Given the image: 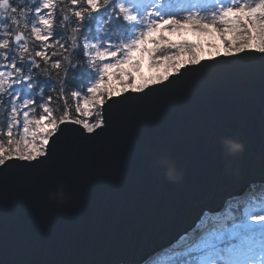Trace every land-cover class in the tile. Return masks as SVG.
<instances>
[{"label":"water","instance_id":"obj_1","mask_svg":"<svg viewBox=\"0 0 264 264\" xmlns=\"http://www.w3.org/2000/svg\"><path fill=\"white\" fill-rule=\"evenodd\" d=\"M231 62L182 69L180 85L118 111L101 137L68 138L43 168L0 175V264H141L264 182V61ZM224 139L245 150L228 155ZM61 185L63 206L49 199Z\"/></svg>","mask_w":264,"mask_h":264},{"label":"snow or ice","instance_id":"obj_2","mask_svg":"<svg viewBox=\"0 0 264 264\" xmlns=\"http://www.w3.org/2000/svg\"><path fill=\"white\" fill-rule=\"evenodd\" d=\"M71 2L75 5L77 0ZM85 2L87 5L85 11L90 9L91 12H99L109 5V0H103V4L100 0ZM112 2L117 4L119 12L123 14V21L141 27L134 28L136 34L126 43L121 42L118 45L109 43L103 49L98 43L89 44L86 36L83 37L84 43H79L75 33L81 32V28L75 25L71 40L62 42L61 36L54 32L56 5L53 0H39L37 6L30 10L31 34L37 41L46 42V47L58 45L64 52H68L71 47L73 53L79 52V55L92 65L97 61L103 63L99 80L87 88L91 99L84 100L85 108L92 103L97 111L92 121L72 119L67 111L57 120L53 118L51 109L43 102L40 103V107L47 115H41L39 119H29L28 111H23L22 138L12 139L13 124H9L8 147L0 143V175L13 170L35 172L43 168L58 155L68 138L84 143L101 137L109 132L113 116L118 111L131 109L141 101L148 100L151 92L161 91L156 88L158 85L163 89H172L180 85L185 76L182 69L187 68L192 73L200 74L205 60L229 66L235 64L231 62L232 60L252 52L260 54L264 61V0H223V3L216 0L218 7L215 11L211 8L203 14L199 10L192 11L182 20L171 16L166 19L161 11L155 8L145 12L141 17L139 15L141 4L132 3L129 6L117 0ZM32 3H37V0H32ZM9 13H18V8L12 5L10 0H0V27H9V24L5 23L6 20L10 21L11 25L18 23L16 16L9 17ZM74 16L79 25L85 23L84 11L77 10ZM155 17H159V22ZM62 19L66 21L68 17L64 16ZM168 25L171 27H167ZM186 25H191L193 31L203 34H209V28H214L220 45L210 43L206 47L211 51H206V47L199 43L188 41L173 43L164 36L147 39L158 27H163L164 31L179 32ZM22 39L23 36L17 34L13 43L19 44ZM147 44H151L152 47H144ZM9 45L8 39L0 41V49H9ZM20 48L22 53L28 51L23 45ZM137 52L148 57L149 67L158 70L156 74L145 78L137 76L134 72L123 71L125 65H131L133 69L140 68L141 61H134ZM2 55L8 59L7 52ZM52 55H56L55 51ZM35 57L46 63L51 62L54 69L59 70L62 66L60 59L51 60L46 51H35ZM68 58L67 55L63 56L64 60ZM9 66L11 71L7 73L0 70V93L10 90L9 103L15 104L19 101L23 109H29L36 101L27 95L21 99L17 87L32 88L35 83L34 74L17 67L14 59L10 60L8 65H0V68ZM26 67L29 70L33 67L40 69L41 65L38 61L32 60ZM112 70H119L118 74H113ZM112 79H116L120 86H105ZM78 95L80 93L72 92L73 97ZM48 99L50 101L51 97ZM0 103L3 101L0 100ZM10 111L13 120L19 125V121L16 120L17 108L12 107ZM76 111L79 113L81 109L77 107ZM85 115L91 114L85 112ZM76 125L80 127H74ZM182 255L184 259L177 261L176 264H264V204L259 207L248 206L242 215L229 216L226 220L217 221L215 227L196 235Z\"/></svg>","mask_w":264,"mask_h":264},{"label":"trees","instance_id":"obj_3","mask_svg":"<svg viewBox=\"0 0 264 264\" xmlns=\"http://www.w3.org/2000/svg\"><path fill=\"white\" fill-rule=\"evenodd\" d=\"M10 3L18 8V13H21V15H18V13H9V17H12L13 15L16 16L18 23L16 25H11L10 21L6 20L5 23H8L9 27H2V29L0 27V41L5 38L10 41L9 49H0V65H8L9 61L14 59L17 67H22L25 72L31 71L34 74L35 83L32 88L25 89V86L17 87V91L20 92L21 99L27 95L36 101V104L31 105L28 109L29 116L33 119L39 118L40 111L42 109L40 107V103L43 102L51 109L53 118L57 120L63 116L65 111H67L69 116L73 119H81L76 112L72 92L83 87L86 80L91 77L90 74L92 73V69L87 66L84 58L79 55V52H72L71 47H69L68 52H64L58 45H55V47H46L45 51L47 55L51 56V60H61L62 66L59 70L52 68L51 62L46 63L44 60L35 57V51L40 49V45L33 39L29 26L31 21L30 10L34 3H32L31 0H10ZM80 3L83 5L82 2ZM101 4H103V0H101ZM55 5L54 32L55 34L61 36L62 42L71 40L73 37L74 25L81 28V32L75 33L79 43H81L80 39L81 36L84 35V32L85 35H91L93 33L92 23L94 14L89 11V9L85 11V9H82L79 5L80 11L85 12V23L83 25H79L77 18L74 16L75 11L70 9L67 0H55ZM64 16L68 17L66 21L62 19ZM8 33H11V35H6ZM17 34H21L23 36L22 45L27 47V52L22 53L18 44L13 43L14 36ZM54 39L55 36L53 37V41ZM53 51H55L56 55H52ZM4 52H8V59H5L2 55ZM65 55L69 57L68 60L63 59V56ZM32 60H36L40 63V69H35V67H33L29 70L26 67V65ZM9 91L10 90H5L0 93V100L3 101V103H0V143H3L5 147H8L7 141L9 137L7 135H3V131L8 127V118L12 115L10 111L11 104L9 101L11 100V96L8 94ZM49 97H51L50 101L48 99ZM96 111L97 109L94 108L87 120L92 121V119L95 118ZM14 131L15 127L13 126L12 139H16V133H14ZM258 188H261V190L264 191V185ZM240 200H250L253 203L256 200L259 201L260 199L259 197L252 199L251 197L248 198L244 196V198L240 197Z\"/></svg>","mask_w":264,"mask_h":264},{"label":"rangeland","instance_id":"obj_4","mask_svg":"<svg viewBox=\"0 0 264 264\" xmlns=\"http://www.w3.org/2000/svg\"><path fill=\"white\" fill-rule=\"evenodd\" d=\"M118 2H123L129 6L132 3L141 4L142 8H141V11L139 12V15L141 17L144 16L145 12L152 11L155 8V9L160 10L162 15H164L166 19L169 16H171V17H175V18L181 19V20L189 12L199 10L203 14V13H206L209 8H211L213 11H215L218 7L216 0H118ZM221 3H223V0H221ZM152 18L153 17H148V19H152ZM155 19H157V21L159 22V17H155ZM140 27H141V25H135V26L130 25L128 35L124 39V42L126 43L130 37H132L136 34V32L134 31V28L139 29ZM167 27L170 28L171 26L168 25ZM159 36H164L166 39H168L169 41H171L173 43L188 41L191 43H199L201 45H204L205 47L210 43L216 44L217 46L220 45L219 37L217 36L215 29L211 28V27L209 28V34L197 33V32L192 30L191 25L184 26L179 32L164 31L163 27H158L152 33L151 36L147 37V39L151 40V39L159 37ZM228 38L230 39L231 37H228ZM93 43H96V42H93ZM89 44H91V43H89ZM114 45H118V43L115 42ZM104 47H105L104 45H100L101 49H103ZM144 47L151 48L152 45L147 44V45H144ZM206 51H211V50L207 49V47H206ZM135 60L141 61L139 69H133L131 65H125V66H123V71L134 72L137 76H143L145 78L156 74V72L158 71L157 69H153V68L149 67L150 61H149L148 57L146 55L142 56V54L140 52L136 53V55L134 57V61ZM102 67H103V63H99V68L96 71V75L93 78L92 82H90V84L87 86V88L89 86L96 84V82L99 80L100 69ZM118 71L119 70H112V73L118 74ZM105 79L107 80L108 78L105 77ZM105 86L119 87L120 84L116 79H112ZM87 88H86L84 93H80V95L76 96V106L81 109V111L78 113L80 117H88V115H85V112L90 113L89 112L90 108L94 107V105L92 103H90L88 105V107L85 108L84 100L86 98L91 99L90 94L87 93ZM15 104L16 105H13L12 107L17 108L18 116L16 117V120H19V125L14 123L13 126H15L16 130H17V132L14 131V133H16V139H20L23 136L22 125L24 122V117L22 115L23 112L21 113V111H20L21 110V108H19L20 106H18V104H20V102L17 101ZM41 115H47V114L43 113V109H41V111H40V116ZM9 118H10L11 122H10ZM9 118H8V125L13 124V122H15V121L13 120L12 115ZM28 118L32 119V120H36L30 116H28ZM37 119H39V118H37ZM92 120H94V119H92ZM44 123H46V121ZM30 127H33V126L30 125ZM7 128L3 131V135H7ZM262 185H264V183ZM241 192L244 193L243 191H241ZM241 192H239L238 194H241ZM232 201H234V200H229V203ZM261 204H264V197H262V196H261L260 201H256L255 204L254 203L251 204L248 202H242L241 201L238 204V209H239L238 215H242L245 208L248 206L259 207ZM225 210H226V208L224 209V212H226ZM227 215H228V212H227ZM209 216H211L210 219L206 220L205 222L202 221L203 224L206 223L204 228H202L201 230H198L196 233H193L192 235H189L188 239L185 242H183L182 245H180L178 247H169L170 248L169 251L176 250V249L179 250V248H180V250L179 251H172L171 253H168L169 251L164 253L162 255V259L160 260L162 262H160V263L158 262V264H176L177 261L184 259V257H182L180 255H182V253H184L186 251L188 245L193 241L194 237L198 234L209 231L211 228L215 227L216 221H221V219L218 220V216H215V217H214V215H209ZM229 216H232V215H230V212H229ZM223 220H224V218H223ZM179 243L180 242H178V244ZM161 251L162 250L157 251V253L161 252ZM154 258L156 260L157 255ZM173 258H175V260L172 262ZM144 264H147V261H145Z\"/></svg>","mask_w":264,"mask_h":264},{"label":"clouds","instance_id":"obj_5","mask_svg":"<svg viewBox=\"0 0 264 264\" xmlns=\"http://www.w3.org/2000/svg\"><path fill=\"white\" fill-rule=\"evenodd\" d=\"M222 144L227 149L228 155H238L245 150V145L237 140L224 139ZM161 163L166 165V176L173 182H180L183 179L182 174L178 173L175 166L167 159H162ZM49 199L63 206L68 203L70 197L64 187L61 185L56 191L49 193Z\"/></svg>","mask_w":264,"mask_h":264},{"label":"bare ground","instance_id":"obj_6","mask_svg":"<svg viewBox=\"0 0 264 264\" xmlns=\"http://www.w3.org/2000/svg\"><path fill=\"white\" fill-rule=\"evenodd\" d=\"M2 29V28H1ZM7 35V34H6ZM3 37V36H2ZM5 38V37H4ZM1 39V38H0ZM6 39V38H5ZM8 53V52H7ZM2 99V98H1ZM1 110V109H0ZM5 115V114H4ZM7 120V119H6ZM3 126V125H2ZM242 193V192H241ZM223 205H225V203L223 204ZM216 212H212V213H210L209 215H214ZM225 213L226 212H224L223 211V213H221L222 215H225ZM218 216V220H219V216L220 215H217ZM200 222H202V219L200 220ZM188 237H189V234H186V235H184V237L182 238V241L179 243V244H176V242L180 239H178V240H176L175 242H173L172 243V246L171 247H178V246H180V245H182V243L183 242H185L187 239H188ZM179 250H180V248H179ZM155 260V258H153V261Z\"/></svg>","mask_w":264,"mask_h":264}]
</instances>
